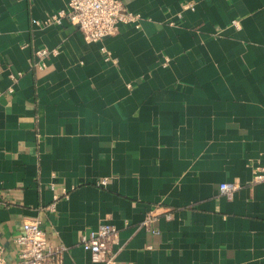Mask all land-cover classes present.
<instances>
[{
  "label": "crops",
  "instance_id": "obj_1",
  "mask_svg": "<svg viewBox=\"0 0 264 264\" xmlns=\"http://www.w3.org/2000/svg\"><path fill=\"white\" fill-rule=\"evenodd\" d=\"M67 1L0 0L7 259L37 219L62 264H99L79 238L103 222L119 264H264V0H120L139 27L97 42L43 23Z\"/></svg>",
  "mask_w": 264,
  "mask_h": 264
},
{
  "label": "built area",
  "instance_id": "obj_2",
  "mask_svg": "<svg viewBox=\"0 0 264 264\" xmlns=\"http://www.w3.org/2000/svg\"><path fill=\"white\" fill-rule=\"evenodd\" d=\"M184 9H194L193 4L183 5ZM140 17L127 11L120 0H68L65 7L59 9L44 20V24H62L64 21L76 26L82 31L88 42H97L106 36L117 33L120 23H132L139 27ZM232 26L239 28V22L232 21ZM108 60L109 52L103 47L100 49ZM55 52V51H53ZM51 53L47 48H38L34 51V65L39 70L46 68V60ZM20 73L11 74V79L16 81ZM11 90V89H9ZM252 181L259 183L264 181V152L252 164ZM101 185L105 180L100 181ZM237 183L223 182L219 184V192L227 197L238 188ZM52 208V207H50ZM52 210V209H51ZM167 218L170 214H167ZM149 217H145L143 225L147 226ZM155 231V230H152ZM118 240L116 227L108 222H103L95 229L80 235L79 245L89 253L90 259L99 264H119L115 259L113 245ZM17 246V256L13 260L7 259L5 249L0 245V264H62L64 245L52 246L47 241L41 223L37 219H29L23 222L22 231L14 237Z\"/></svg>",
  "mask_w": 264,
  "mask_h": 264
}]
</instances>
